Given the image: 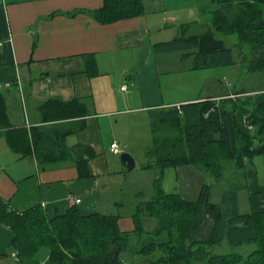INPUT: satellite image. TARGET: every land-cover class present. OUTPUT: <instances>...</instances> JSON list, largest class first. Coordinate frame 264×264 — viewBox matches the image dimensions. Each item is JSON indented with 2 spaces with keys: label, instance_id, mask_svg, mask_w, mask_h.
Returning a JSON list of instances; mask_svg holds the SVG:
<instances>
[{
  "label": "crops",
  "instance_id": "1",
  "mask_svg": "<svg viewBox=\"0 0 264 264\" xmlns=\"http://www.w3.org/2000/svg\"><path fill=\"white\" fill-rule=\"evenodd\" d=\"M184 1L204 9L200 13L197 7L174 13V29L162 32L169 17L159 14L145 12L115 22H99L94 13L103 0H0V92L10 126L28 131L37 127L55 142L61 134L63 146L68 148L61 158L53 154V159L45 160L35 151L20 157L9 147L5 130L0 129V197L11 208L24 211L41 205L49 218L64 214L72 206L82 215H120L119 211L106 210L120 209L124 204L121 197L128 174L120 153L126 151L135 158L132 148L144 138L133 121L148 120L151 133V120L161 109L226 94L189 92L184 88L186 74L170 75L171 71L163 69L168 65L166 55L179 50L160 51L157 44L179 35L201 34L184 32L183 27L193 18L199 20L201 13L211 22V0ZM179 52L181 63L193 58ZM193 65L191 69H203ZM122 85L127 89H121ZM247 90L255 103L264 100V89ZM51 99H80L87 114L46 121L40 105ZM236 115L245 131L243 114L238 111ZM113 141L119 153L111 150ZM55 144L52 149L56 151L59 145ZM79 145L88 146L94 155L88 156ZM80 156L87 159V176L79 170ZM245 175L247 189L237 194L239 210L246 212L241 210L242 202L248 211L264 210V179L260 180L256 168L247 167ZM121 220L120 215L119 226L126 224L122 230L134 228L132 215L125 219L127 222ZM13 237L11 228L0 222V253L8 249ZM42 249L45 247L36 254L40 261L49 255L48 248ZM0 264H16L15 252L0 256Z\"/></svg>",
  "mask_w": 264,
  "mask_h": 264
},
{
  "label": "trees",
  "instance_id": "2",
  "mask_svg": "<svg viewBox=\"0 0 264 264\" xmlns=\"http://www.w3.org/2000/svg\"><path fill=\"white\" fill-rule=\"evenodd\" d=\"M211 1L209 30L188 37L179 35L156 48L179 50L183 57L193 55V68L234 65L236 48L238 62L247 72L264 71L260 7L264 0ZM143 13V0H103L94 15L99 22L109 23ZM215 32L235 34L237 42L229 46ZM248 91L242 87L219 99L207 97L163 108L151 120L152 143L145 151L149 160L142 168H158L162 174L165 167L194 165L210 170L217 179L230 171L234 180L219 203L211 200V185L207 183L201 185L194 200L179 193H163L160 174L155 179V194L140 202L132 214L134 228L122 230L118 213L82 215L72 206L49 218L41 205L18 211L0 197V222L14 232L0 256L15 252L16 264H129L122 255L128 250L141 255L140 264H264V210L241 212L237 201L238 192L247 189L248 165L264 155V100L255 103ZM40 111L46 121L87 114L80 99H51L40 105ZM238 111L245 118V131L239 127ZM0 129L5 130L9 147L20 157L35 151L38 157L49 160L53 154L61 158L68 152L61 134L55 142L37 127L30 131L11 127L1 92ZM54 144L59 145L56 151ZM79 146L88 156L94 155L88 146ZM78 166L82 176L89 174L86 158L80 156ZM144 218L156 219L155 227L145 229ZM133 240L139 243L138 248L131 244ZM227 245L254 247L245 255L225 252ZM215 246L223 251L213 252ZM43 247L49 249V255L40 261L36 254Z\"/></svg>",
  "mask_w": 264,
  "mask_h": 264
},
{
  "label": "rangeland",
  "instance_id": "3",
  "mask_svg": "<svg viewBox=\"0 0 264 264\" xmlns=\"http://www.w3.org/2000/svg\"><path fill=\"white\" fill-rule=\"evenodd\" d=\"M143 5L144 13L146 12L149 15L159 14L160 16L162 15V18L166 16L169 17V21L166 24L167 28L165 27L162 32H171V29H174L173 27L176 24L172 22L174 13L178 11H182V13H184L186 8L189 9L193 7H197L198 13L204 9L199 8V6L195 3L193 4V2H185L184 0L163 3L157 0H143ZM260 7L264 17V2L260 4ZM184 23V32L187 31L188 33H202V31H206L211 28L210 19H208L207 14L204 13H201L199 20L198 18H193L191 22ZM215 36L217 38H222L229 46H232L237 41L235 34L225 35L215 32ZM179 54V51H173L166 55L168 56V65H165L166 67L163 69H167L169 72L171 71L170 75L176 74V76H185L186 74L188 82L184 85V88H186L189 92H196L201 95L203 93L209 94L214 92L228 93L234 89H240L242 87L250 90L264 89V71L247 72L239 63L228 66L191 69L194 64V58L189 57V59L181 63ZM234 56L238 61L236 51ZM178 68L181 72L178 71ZM215 87L218 88L217 91H215ZM147 121L148 120L143 121L142 118L133 121L138 124L139 132L140 134H144V138H140L138 144L132 148L137 166L135 169L127 170L128 175L125 180L124 195L121 197L124 204L120 209L115 207L114 209L110 210L107 208L106 210V212L114 210V212L119 211L124 222L131 218V215L135 210V205L138 201L149 200L152 198L156 192L154 185L155 179H157V177L161 174L158 168H140L142 167V164L149 160L145 151L152 142L149 123ZM248 167L256 168L259 173L260 180L264 179V155L255 157L253 163ZM233 180V174L230 171H226L223 179H217L210 170H205L194 165H181L176 167H165L161 174L160 186L162 187L163 193H179L185 198L194 200L198 195L201 185L203 183H207L211 185V200L219 203L221 201L223 191L228 189ZM139 192L140 195L138 194ZM241 210L248 211L250 208L244 206V203L242 202ZM125 225L126 224L124 223L120 224V228L126 227ZM143 225L146 229H153L156 225V219L144 218ZM131 244L136 248L139 246V243L136 240H133ZM253 247V245H243L241 247H230L227 245L225 246V252L236 251L246 255L253 249ZM42 250L46 251L47 248ZM212 251L220 252L223 250H221L219 246H215L212 248ZM124 255L125 260L129 264H140L141 262V255L139 254L136 255L135 253L127 250L124 252Z\"/></svg>",
  "mask_w": 264,
  "mask_h": 264
},
{
  "label": "water",
  "instance_id": "4",
  "mask_svg": "<svg viewBox=\"0 0 264 264\" xmlns=\"http://www.w3.org/2000/svg\"><path fill=\"white\" fill-rule=\"evenodd\" d=\"M120 161L122 166L127 169V170H132L136 167V160L133 157L132 154H130L129 152H121L120 153Z\"/></svg>",
  "mask_w": 264,
  "mask_h": 264
},
{
  "label": "built area",
  "instance_id": "5",
  "mask_svg": "<svg viewBox=\"0 0 264 264\" xmlns=\"http://www.w3.org/2000/svg\"><path fill=\"white\" fill-rule=\"evenodd\" d=\"M121 89H127V86H126V85H122V86H121ZM110 148H111V150H112L113 152H115V153H119V146H118V144H117L116 141H113V142L111 143ZM76 201L79 202L80 199H77Z\"/></svg>",
  "mask_w": 264,
  "mask_h": 264
}]
</instances>
